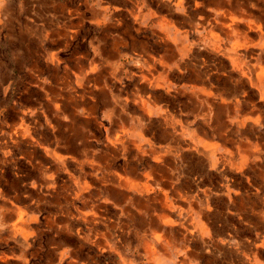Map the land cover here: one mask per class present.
<instances>
[{
    "label": "crops",
    "instance_id": "obj_1",
    "mask_svg": "<svg viewBox=\"0 0 264 264\" xmlns=\"http://www.w3.org/2000/svg\"><path fill=\"white\" fill-rule=\"evenodd\" d=\"M32 2L36 8L33 23L29 25L26 18L27 0H0V35L9 39L13 45L18 55L16 63L19 65L24 62L29 35L33 39L35 55L32 65L39 64L47 36L40 22V0ZM158 2L162 8L160 15L156 8L144 2L139 15L134 16L128 14V7L122 0L106 1L103 7L113 15L108 13L88 20L94 27V34L85 39L91 56L86 58L85 65L82 56L75 55V70L78 73L74 71V74L78 80H82L83 76L77 75L87 71L93 76L94 82L101 84L106 103L118 107L117 113H114L117 117H113L116 122L110 124L116 132L109 142L113 148H120L124 156L131 147L135 151V159H125L116 165L104 150L98 154L89 152L85 140H80L78 145L81 148H78L74 141L79 136L66 135L61 131L57 135L51 126L54 131H50V134L55 145L54 148L46 147L44 150V157L50 159L46 161L50 165H33V170L41 173L40 177L47 184L46 187L51 188V194L58 205L57 216L48 220L50 228L55 225L56 234L48 238L53 246L48 248L47 257L51 259L57 249L56 253L62 259L64 251L59 250L61 244L74 241L76 235L100 251L116 256L119 264H134L125 250L129 246L141 249L150 261L160 264L159 254L173 246V239L179 241L180 247L184 241L185 235L181 230L186 224L183 207L186 200L184 151L188 145L193 144L201 156L199 163L204 169L211 167L223 172L234 169L236 174L247 172L245 167L249 160L259 162L257 168L251 169L256 176L255 192H248V189L242 191V187L232 190L228 184L225 188L235 212L239 216L249 213L246 214V220L257 228L255 236L247 237L238 245L252 254L255 264H264L258 258L264 247V113L261 108L264 105V78L258 81V73H250L253 67L264 68V50L261 48V40L264 38L251 31L247 38L237 35L228 39L222 32L225 29L220 31L214 27L216 23L220 24L214 21L221 17L223 8H231L237 17L231 34L250 31L249 26L254 18L245 16L249 10L245 0ZM173 17L191 26L194 32H205L198 41L203 46L200 51L202 64L198 68L190 66L191 72L187 77L189 81L193 80L190 82L199 84L191 92L201 100L200 107L207 105L204 114L213 111L211 118L214 119L209 120L214 128L211 136L219 137L223 144L201 139L190 129L188 121L175 111L173 53L176 43ZM196 18L198 21H194ZM213 33H219L228 48L226 51L212 47L213 41L210 40ZM64 35L71 37L66 33ZM184 42L185 39H182V49L190 46ZM235 43L236 50L232 47ZM127 50H133L136 56H129ZM228 52L231 58L226 55ZM153 77L163 80L162 84L155 83ZM255 94L260 103L253 99ZM90 114L93 112L90 111ZM108 119L112 118L108 116ZM132 121L139 125L136 127ZM19 134L22 139H28L18 143L33 147L31 151L27 149L30 156L37 146L41 147L40 139L45 143L51 140L45 131H41L38 138L33 137L29 131ZM250 134H253L255 140H251ZM61 138L67 141V147L60 145ZM63 147L66 153L61 152ZM77 150H80V154L72 155ZM168 165L170 167L167 168ZM50 168L54 171L46 173ZM92 174L96 175L94 180L100 185L88 179ZM61 175L66 178L61 179ZM58 178L62 180L61 183L57 182ZM18 181L16 179L15 183ZM17 192L15 190L17 196L14 199L23 200ZM250 194H254L256 200H248ZM76 202L79 204L76 205ZM110 204L119 211L115 221L105 216ZM13 213L11 217H15L11 223V232L15 236L19 234V244L26 247L28 242L22 230L29 227L34 219L26 220L22 210H13ZM186 253L183 250L181 256ZM8 258L11 257L1 259L6 261ZM207 260L209 264L214 263L213 259ZM174 264H184V261H174Z\"/></svg>",
    "mask_w": 264,
    "mask_h": 264
},
{
    "label": "rangeland",
    "instance_id": "obj_2",
    "mask_svg": "<svg viewBox=\"0 0 264 264\" xmlns=\"http://www.w3.org/2000/svg\"><path fill=\"white\" fill-rule=\"evenodd\" d=\"M106 1L110 0H40V22L47 36L37 66L32 65L35 55L31 35L27 40V52L21 65L16 63L18 55L9 39L0 35V264H81L82 262L119 264L116 256L100 251L96 246L83 242L74 234V241L62 243L59 248L60 251H64L62 259H59L57 249L51 259H48L47 250L53 246L48 238L56 234L55 225L50 228L48 220L55 219L58 205L51 194V188H47V184L42 180L41 173L33 170V165L37 166L38 163L50 165L46 162L50 159L44 157V150L46 147L54 148V139L50 134V131H54L52 128H55L57 135L61 131L66 135L79 136L74 141L78 148H81L78 145L80 140H85L88 142L89 152L94 151L98 154L104 150L116 165H120L125 159H135V151L131 147L124 156L120 148H113L109 142L116 132L110 124L116 122L113 121V117H117L114 113H117L118 107L106 103L102 96L101 84L94 82L91 74L84 71L85 74L77 75V77L83 76L82 80H78L74 74L75 55L82 56L85 65L86 58L91 56L85 39L94 34V27L88 23V20L106 16L108 13L113 15L103 7ZM122 1L126 3L129 15H139L144 2L156 8L157 14L160 15L162 11L158 0ZM26 7L28 10L26 18L28 24L32 25L36 7L32 0H27ZM173 18L176 43L173 53L175 111L188 121L190 129L201 139L223 144L219 137L211 136L214 128L209 120L214 119L211 118L213 111L208 115L204 114L207 112V105L200 107L201 100L191 92L199 84L190 82L193 80L189 81L187 77L191 72L190 66L198 68L202 64L200 51L203 50V46L198 41L205 32H194L191 26ZM194 21H198V18ZM65 33L71 37L64 35ZM182 39H185L184 44L190 46L182 49ZM127 51L129 56L133 58L136 56L133 50ZM152 79L158 84L163 82L158 77ZM253 99L260 103L257 94ZM261 108L264 113V105ZM90 111L93 112L92 115ZM108 116L112 119L109 120ZM227 117L229 116L225 118ZM131 123L134 125L136 123V127L139 125L138 122ZM28 131L35 138L41 135V131H45L51 139L46 143L40 139L41 147L37 146L31 156L27 149L31 151L33 147L18 143L28 139L26 137L22 139L19 133H28ZM250 136L251 140H255L253 134ZM60 145L67 147L69 144L61 138ZM65 147L62 148V153H66ZM221 150L223 151V148ZM184 153L186 154L184 159L186 200L183 207L186 224L185 228H181L185 235L184 241L181 242L180 247L179 241L173 239L171 243L173 246L168 247L163 254H159L160 264H174V261L181 260L184 264H209L207 259H213V264H255L252 254L242 249L238 243L247 237L255 236L257 228L246 220V214L250 215L249 213L239 216L235 212L232 201L226 194L225 185L228 184L232 190H239L238 187H242V191L248 189V192H255L256 176L251 169L257 168L259 162L249 160L245 167L247 172L235 174L234 169L223 172L211 167L202 168L199 163L201 156L195 151L193 144L188 145ZM79 154L80 150L72 153L74 156ZM53 171L54 169L50 168L46 173L50 174ZM97 175L100 176V173ZM95 176L92 174L88 179L94 182ZM60 178L65 179L66 176L61 175ZM60 178L57 179L58 183L62 182ZM16 179H19L17 183H15ZM15 190L23 200L14 199L17 196ZM248 200H256V196L250 194ZM78 204L76 202V205ZM13 210L24 211L26 220L34 219L29 227H24L22 230L28 242L26 247L19 244L20 235L15 236L11 232V223L15 217H11L12 214L14 215ZM118 213L116 207L110 204L105 216L115 221ZM174 219L177 217L174 216ZM125 250L134 264H157L150 261L141 249L136 250L129 246ZM183 250L187 253L181 256ZM9 256L11 258L6 261L1 259ZM258 258L264 262V247Z\"/></svg>",
    "mask_w": 264,
    "mask_h": 264
},
{
    "label": "bare ground",
    "instance_id": "obj_3",
    "mask_svg": "<svg viewBox=\"0 0 264 264\" xmlns=\"http://www.w3.org/2000/svg\"><path fill=\"white\" fill-rule=\"evenodd\" d=\"M245 2L248 3V5H249V10L246 11L245 16H247V17H253L254 18L253 23H250V26H249L250 31L247 32V31L243 30V33H241V34L240 33H238L236 35L235 34L234 35L231 34L232 25L237 20V17L235 15V13L232 12V9L231 8H228V9L227 8H223V11L221 12V17H217V20L214 21V23H216L217 21L220 23L219 25H217V23H216L217 26L216 25L214 26L216 29H219L220 31L225 29L222 32L225 33L228 36V39L231 38V37H235L237 35H238V37H240V35H242L243 38H247V36H249V33L251 31L254 32V33H256L257 35H259L261 38H264V20H263L264 19V0H245ZM225 7H227V5ZM210 26H211V24H210ZM218 34L219 33H213V37H211V40H210V41H213V46H212L211 43L210 44H211V46L214 49H217L218 51H226L228 48L226 47L225 43L222 41L221 37ZM261 41H262L261 48L264 50V39H262ZM236 45H237L236 43H235V45H232V47L235 50L237 49V47H234ZM226 55L229 56V58L232 57V55L230 54V52H228V54H226ZM250 73L257 74L258 81L264 78V68L261 67V66L260 67H257V68L256 67L255 68L253 67L250 70ZM241 207L243 208V206H241ZM146 251H148V250H146Z\"/></svg>",
    "mask_w": 264,
    "mask_h": 264
}]
</instances>
